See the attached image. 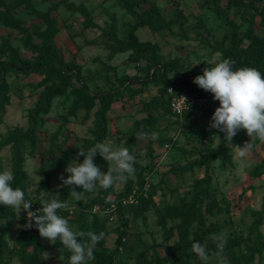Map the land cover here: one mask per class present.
<instances>
[{
	"label": "rangeland",
	"instance_id": "374dc122",
	"mask_svg": "<svg viewBox=\"0 0 264 264\" xmlns=\"http://www.w3.org/2000/svg\"><path fill=\"white\" fill-rule=\"evenodd\" d=\"M124 1L0 0V61L35 59L50 24L48 65L61 69L75 63L82 75L81 81L71 77V90L53 96L47 111L34 114L42 92L57 78L44 81L39 71L0 67V170L13 172L17 150L21 189L33 201L29 211L40 214L43 192L65 202L57 211L74 229L102 234L87 264H136L138 258L142 264H170L181 230L188 236L182 264H264V142L243 130L244 143L231 146L223 159L214 151L224 133L210 127L218 102L172 114L161 72L139 91V84L127 79L145 76L151 57L170 80L200 75L225 57L236 66L254 67L252 48L264 47V0ZM131 28L150 44L149 52L115 50L116 39ZM102 113L106 128L100 142L127 147L136 157L135 171L108 189L81 192L77 200L60 177L69 175L67 163L83 160L79 150L96 144ZM244 144L248 151L241 157L237 146ZM94 161L102 171L112 167L99 153ZM127 185V195L118 197ZM4 220L0 264H65L59 241L28 227L25 211L0 205ZM192 239L206 246V258L193 254Z\"/></svg>",
	"mask_w": 264,
	"mask_h": 264
},
{
	"label": "clouds",
	"instance_id": "9594fccd",
	"mask_svg": "<svg viewBox=\"0 0 264 264\" xmlns=\"http://www.w3.org/2000/svg\"><path fill=\"white\" fill-rule=\"evenodd\" d=\"M233 65L231 58L217 59L204 68L202 74L193 78L195 84L212 93L213 99L219 101L212 113L210 127L224 133L223 139L230 143L241 129L250 137L264 142V73L256 67L234 68ZM180 97L188 105L186 98ZM155 135L152 134L153 138ZM237 147L240 149L238 155L244 157L248 151L247 145ZM97 153L112 163L107 171H102L95 163ZM78 156H83V160L67 163L65 171L69 175L60 177L62 185L82 188V191L72 189L77 200H80L81 192H91L98 186L108 189L126 181L135 171L136 157L127 147L114 148L110 143L97 142L86 152L79 150ZM13 179L10 169L0 170V205L10 207L14 213L25 211L29 218L28 227L35 226L40 236L52 243L59 241L62 251L67 253L65 264H87L93 260L94 246L102 234H85L74 229L67 217L58 214L57 210L64 208L65 202L46 198L43 192L40 194V214L29 211L33 201L25 198V192L20 187L12 186ZM4 222H0V225ZM85 235L87 240L84 239ZM225 239L223 235L217 237L219 248L224 247ZM191 250L202 259L207 256L206 246L198 240L192 239Z\"/></svg>",
	"mask_w": 264,
	"mask_h": 264
},
{
	"label": "trees",
	"instance_id": "16d2710c",
	"mask_svg": "<svg viewBox=\"0 0 264 264\" xmlns=\"http://www.w3.org/2000/svg\"><path fill=\"white\" fill-rule=\"evenodd\" d=\"M122 3L124 4L125 1L121 0ZM230 1H236V0H230ZM127 8L131 9V6H126ZM17 27V26H15ZM21 29V28H19ZM53 32V27L49 24L48 27L42 32V47L39 49L38 54L36 55L35 59L33 60H23L17 56H15L14 60H5V61H0V67L3 70H14L17 72H23V73H30V72H35L39 71L44 73L45 75V80L51 78V76L57 78L58 82L52 83L48 85L45 90L42 92L40 96V102L36 105V110L34 114H38L40 112L47 111L49 108V103L50 100L53 96L55 95H60L68 90H71V85H70V79L71 77H74L75 80L81 81L82 80V75L78 69V66L75 63H67L62 66L61 69L55 68L53 66L48 65V56L50 55L51 51V44H50V35ZM115 50L116 51H124L131 49L137 53H146L149 52L151 46L149 43L141 42L137 39V37L134 34V29L131 28L129 29L126 37L124 39H116L115 41ZM264 51V47L262 44L255 46L252 48L251 51V57H252V63L253 66L258 68L262 73H264V61L262 60V53ZM148 60H151L150 65L147 69V73L145 76H137V77H129L127 79H130V81H135L139 84V90H141L146 82V80L154 74L156 71L162 73V82H163V89L162 91L165 92L166 94V101L169 107V94L166 92V88L169 85H172L175 87V89L180 90L184 87L188 88L189 90H195L199 93H209V91H206L202 88H200L197 84L193 82V78L191 76H182L181 78H173V80H170L167 78L165 75V69L163 66H160L158 62L154 60V58H149ZM234 68H240L239 66L233 65ZM151 73H150V72ZM176 79V80H175ZM128 83V82H127ZM114 91H118V88L115 89ZM219 103V101H218ZM107 102H103L101 106V110L104 111L106 109ZM193 108V107H192ZM206 108V107H205ZM190 111H185L183 114H186ZM105 116L102 113L100 115V120H99V134L98 137L96 138V143L100 142V140L104 137L105 133ZM33 117L30 118L31 124L34 123ZM137 126V124H136ZM135 128V127H134ZM242 131L243 129L239 130L237 134L232 138L231 143L225 139L224 141L221 142L220 146L218 147L219 149L215 150V154H221L223 159H226L230 155V150L229 148L231 146H234L237 144V142L244 143V138L242 136ZM98 140V141H97ZM239 140V141H238ZM264 161V159H263ZM20 162L21 159L19 157L18 151L15 150L13 152V172H14V179L12 181V186L13 187H20L21 188V180L24 175V172L20 168ZM54 166H52V169H54ZM138 178L140 177V173H137ZM140 179V178H139ZM141 180V179H140ZM142 182V181H141ZM78 186L72 185L68 186L69 189H74ZM128 185L125 187L124 190L118 192L117 196L118 197H125L128 193ZM120 205V203H118ZM124 225V230H126V219L124 218L122 221ZM124 230L119 233V237L124 234ZM260 234L257 232V237H259ZM1 244V243H0ZM188 246V236L187 233L183 230L179 232V240L173 245L171 248V252L168 256V260H170V264H182V259L183 255L185 253V250ZM259 247V246H258ZM1 250V246H0ZM136 264H142L143 259L138 258ZM98 263V262H97Z\"/></svg>",
	"mask_w": 264,
	"mask_h": 264
},
{
	"label": "built area",
	"instance_id": "2783aa9c",
	"mask_svg": "<svg viewBox=\"0 0 264 264\" xmlns=\"http://www.w3.org/2000/svg\"><path fill=\"white\" fill-rule=\"evenodd\" d=\"M166 90L171 94L169 108L172 114H181L192 107H209L212 103L218 102V100L213 99V94L210 92L203 94L195 90L190 91L186 87L180 90H175L172 85H169ZM180 96L186 98L185 103L189 106L183 103Z\"/></svg>",
	"mask_w": 264,
	"mask_h": 264
}]
</instances>
